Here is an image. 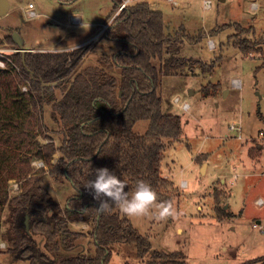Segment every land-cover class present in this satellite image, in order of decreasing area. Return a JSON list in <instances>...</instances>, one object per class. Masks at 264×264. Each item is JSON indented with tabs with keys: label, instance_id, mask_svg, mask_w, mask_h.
<instances>
[{
	"label": "trees",
	"instance_id": "16d2710c",
	"mask_svg": "<svg viewBox=\"0 0 264 264\" xmlns=\"http://www.w3.org/2000/svg\"><path fill=\"white\" fill-rule=\"evenodd\" d=\"M120 1L113 0L109 19ZM235 27L234 46L244 54L261 51L249 28ZM203 35L170 32L164 14L143 0L118 11L101 32L100 38L120 44L118 51L91 64H82L94 47L90 42L21 51L13 32L2 38V45L16 50L0 52V241L6 243L0 252L29 264H107L113 244L131 243L146 264H187L182 252L154 249L125 215L99 212L100 202L84 184L107 168L126 182V190L144 181L157 193V204L172 207L168 190L175 184L162 176L160 162L163 139L181 136L182 122L180 115L162 111L158 86L161 75L182 74L180 67H214L220 56L181 53L185 39L200 42ZM141 120L146 125L137 132ZM32 160H44L46 167L34 169ZM45 175L75 189L63 206L44 184ZM11 179L21 181L15 194ZM76 222L91 226L94 254L73 252L85 236L71 227Z\"/></svg>",
	"mask_w": 264,
	"mask_h": 264
},
{
	"label": "rangeland",
	"instance_id": "374dc122",
	"mask_svg": "<svg viewBox=\"0 0 264 264\" xmlns=\"http://www.w3.org/2000/svg\"><path fill=\"white\" fill-rule=\"evenodd\" d=\"M6 1L8 12L0 16L1 51L15 49L2 45V38L12 32L25 47L45 51L77 46L84 36L94 34V47L83 58L84 65L120 48L117 41L100 38L111 19L108 15L113 10V0ZM136 1L141 0L132 3ZM176 1L175 5L163 2L173 14L166 20L168 30L186 36L204 34L200 42L185 39L181 53L221 58L210 71L200 67L188 71L186 65L178 69L182 74L160 76L162 111L180 115L182 122L181 136L163 139L165 147L160 162L162 176L175 184L174 190H168L174 214L167 220H159L158 207L142 218L128 217L117 208L112 210L128 217L154 249L182 252L187 264H264V204L257 203L258 196L264 200V0H211L209 8L204 7L203 0ZM251 1H256V8ZM29 2L38 15L26 18L24 8ZM77 8L83 9V20L91 18L99 25L73 24L68 12ZM231 21L250 28L248 36L260 42V52L244 54L234 46L235 40L229 35L235 32ZM234 79L239 84H234ZM205 85L209 86L208 92L203 91ZM184 103L188 104L187 109L182 108ZM45 113L47 117L48 110ZM231 124L239 129H230ZM145 125L146 121L141 120L135 130L143 132ZM260 153L263 165H254L255 160L249 157L255 158ZM57 156L55 153L52 161ZM31 163L34 169L46 167L44 160ZM214 170L218 174L211 177L209 174ZM182 180H187L188 187L181 185ZM43 182L60 206L75 193L69 181L59 182L45 175ZM20 183L9 180L11 194L20 191ZM253 223L261 224L262 228L253 227ZM71 227L85 232L73 252L94 254L89 223L76 222ZM5 245L1 240L0 249ZM110 249L107 264H146L131 243H116ZM0 264H29V261L0 252Z\"/></svg>",
	"mask_w": 264,
	"mask_h": 264
},
{
	"label": "clouds",
	"instance_id": "9594fccd",
	"mask_svg": "<svg viewBox=\"0 0 264 264\" xmlns=\"http://www.w3.org/2000/svg\"><path fill=\"white\" fill-rule=\"evenodd\" d=\"M84 186L100 202L97 210L101 213L110 214L113 208H117L128 217L142 218L158 207L159 220H167L174 214L170 204H157V193L151 185L138 181L135 191L129 193L126 182L107 168L97 169L94 178Z\"/></svg>",
	"mask_w": 264,
	"mask_h": 264
},
{
	"label": "crops",
	"instance_id": "0c3cea01",
	"mask_svg": "<svg viewBox=\"0 0 264 264\" xmlns=\"http://www.w3.org/2000/svg\"><path fill=\"white\" fill-rule=\"evenodd\" d=\"M141 1H143V0H141ZM144 1H146L147 3H148V5L150 6V8H152V9H157V10H159V11H161L163 14H164V17H165V20H168V18L169 17H171L173 14H170V9H167V6H165V5H163V2L164 3H166V4H168L169 5V3H167V2H165L164 0L163 1H161V0H144ZM211 1V0H210ZM223 1V0H222ZM251 3H252V7H257V3H256V1H251ZM171 5V4H170ZM71 13H75V14H78V15H80V17H81V20H82V23L81 24H79V25H89V26H94V25H99V22L98 21H96V20H94V19H91L90 18V20H89V18H87V20L85 21V20H83L84 18V16H85V14H84V11H83V9L82 8H77L76 9V11H74V12H68V14H71ZM232 22V21H231ZM235 23L236 24H239V25H241L240 23H238V22H236V21H234V22H232V24H231V27L232 28H234L235 29V32H236V30H237V28L235 27ZM243 27H245V26H243ZM245 28H247V27H245ZM249 30H250V28H249ZM251 31V30H250ZM235 32H233V33H231V34H229V35H232V34H234ZM93 36H95L94 34L93 35H87V36H84L83 37V40L82 41H80L78 44H76L77 46L80 44H82V45H84V44H86V43H93ZM220 41H221V39H220ZM79 45V46H80ZM77 46H74V47H77ZM74 47H66V48H63V49H60V48H56V49H52L53 51L54 50H67V49H72V48H74ZM26 49H29V50H37V49H34L33 47H26ZM41 51H42V49H41ZM258 146H260V145H258ZM249 157V156H248ZM250 159H252V160H255V161H253L255 164L254 165H263L262 163H260V161H261V158H263V156L261 155V153L259 154V155H256V157L255 158H251V157H249ZM204 164H205V168H206V170H205V176H207V174H208V172H209V162L207 161V158H206V161L204 162ZM215 166H213V168H214ZM243 169L245 168L244 166L242 167ZM200 169H202V167L200 166ZM218 174V172L216 171V170H214V171H211L210 172V176L211 177H215L216 175ZM236 177V176H235ZM223 180V178H221V181ZM225 181V180H224ZM181 185L183 186V187H188V183H187V180H182V183H181ZM258 199H262L263 200V198H261L260 196H258ZM263 203L262 204H264V200L262 201ZM257 222L258 223H260L261 222V220L260 219H258L257 220ZM81 230H83V229H81ZM186 263H187V261H186Z\"/></svg>",
	"mask_w": 264,
	"mask_h": 264
},
{
	"label": "built area",
	"instance_id": "2783aa9c",
	"mask_svg": "<svg viewBox=\"0 0 264 264\" xmlns=\"http://www.w3.org/2000/svg\"><path fill=\"white\" fill-rule=\"evenodd\" d=\"M165 1H167V2H169L171 4H173V5L177 4L176 0H165ZM131 3H132V0H121L119 5H118L117 11L114 13V15L108 21L107 25L113 19V17L117 14L118 11L122 10L124 7H126L127 5H129ZM203 4H204L205 8H209L211 6V1L210 0H203ZM24 14H25L26 18H29V17H34V16L38 15V12L34 9L33 4L31 2H29L27 7L24 8ZM70 20H71V22H73V24H78L79 25V24L82 23L80 15L75 14V13H71L70 14ZM107 25H105V26H107ZM6 50H3V51H6ZM13 50H16V49H13ZM0 66H2V67L4 66V62L2 60H0ZM233 82H234V84H239L238 83L239 80H237V79H234ZM23 89H25V87H23ZM182 108L183 109H187L188 108V104L184 103L182 105ZM235 128L239 129L238 127H236L235 124H231L230 125V129H235ZM260 134H263V133L260 132ZM238 137H240V135H238ZM262 201H263L262 199H257V203L258 204H262L263 203ZM252 225H253V227H256V228H258V227L262 228L261 224L253 223Z\"/></svg>",
	"mask_w": 264,
	"mask_h": 264
},
{
	"label": "water",
	"instance_id": "95a60500",
	"mask_svg": "<svg viewBox=\"0 0 264 264\" xmlns=\"http://www.w3.org/2000/svg\"><path fill=\"white\" fill-rule=\"evenodd\" d=\"M9 3L6 0H0V16L6 14L8 12ZM21 48H19L21 51L27 50L26 48H22V44L19 42ZM50 84V83H47Z\"/></svg>",
	"mask_w": 264,
	"mask_h": 264
}]
</instances>
